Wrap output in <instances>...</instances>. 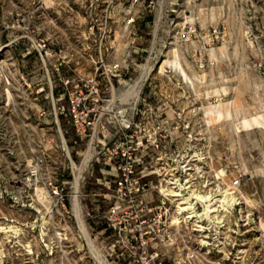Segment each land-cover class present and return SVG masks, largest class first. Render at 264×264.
<instances>
[{
	"label": "rangeland",
	"instance_id": "374dc122",
	"mask_svg": "<svg viewBox=\"0 0 264 264\" xmlns=\"http://www.w3.org/2000/svg\"><path fill=\"white\" fill-rule=\"evenodd\" d=\"M105 22L109 62L130 66L116 93L138 107L166 103L168 127H178L171 148L195 159L200 195L221 199L229 189L238 202L226 212L188 201L205 231L182 222L169 246L153 251L156 260L264 264V120L240 127L264 117V0H0V264H134L111 250L105 189L80 166L62 118L55 121L53 61L37 52L41 41L70 49L71 69L89 72L80 45L91 24ZM175 59L188 81L165 65ZM169 199L172 214L179 206Z\"/></svg>",
	"mask_w": 264,
	"mask_h": 264
},
{
	"label": "built area",
	"instance_id": "2783aa9c",
	"mask_svg": "<svg viewBox=\"0 0 264 264\" xmlns=\"http://www.w3.org/2000/svg\"><path fill=\"white\" fill-rule=\"evenodd\" d=\"M133 22V18L123 21L129 35ZM110 24H91L83 38L80 53L89 61V72L71 69L75 55L70 49L52 50L41 41L37 52L43 60L53 61L55 121L62 118L71 132L68 143L81 156L80 166L90 176L98 174L96 182L105 189L100 196L106 202L101 220L113 242L112 252L126 253L134 264H164L153 251L169 246L173 232L189 215L179 207L171 214L169 198L178 206L180 202L190 205L196 216L192 221L199 223L190 204L200 203L199 172L192 166L195 159L191 161L188 149L171 148L178 127H168L166 103L158 108L150 104L138 107L116 93L124 88L123 76L130 66L125 61L109 62ZM125 41L129 44V36ZM121 57L127 59L129 52ZM259 69L264 73L261 64ZM67 156L71 161L70 153ZM239 184L235 179L231 188ZM153 193L160 197L158 203H154ZM53 194L59 195L57 188ZM195 225L192 231L198 232Z\"/></svg>",
	"mask_w": 264,
	"mask_h": 264
},
{
	"label": "bare ground",
	"instance_id": "6f19581e",
	"mask_svg": "<svg viewBox=\"0 0 264 264\" xmlns=\"http://www.w3.org/2000/svg\"><path fill=\"white\" fill-rule=\"evenodd\" d=\"M177 57V55H176ZM165 65H169L170 67H174V70L176 69L177 71H179L184 78L185 80L188 81V77L187 75L185 74V72L182 70L180 64L178 63V61L175 59L174 62H166ZM164 67L161 68V70L163 69ZM263 120H264V117L263 116H259V117H251L250 119H245L242 123H241V128H244V129H251L253 128L254 126H261L262 123H263ZM65 138V137H64ZM63 138V140H64ZM65 142V140H64ZM65 146H66V143H65ZM67 151L69 152V149L67 148ZM89 154V153H88ZM86 155V156H89V155ZM78 186V185H77ZM229 189L223 191L221 193L222 195V198L221 199H214L212 196H209V195H206V196H198V200L199 202L201 203H207V202H211L210 205H215V204H219L218 207H222L226 212H229V210L235 206L236 204H238L237 202V198H236V194H235V191H228ZM176 196V195H174ZM76 205L78 206V208H80L79 206V202L76 198ZM179 210L181 212H185L187 211L186 214H189L186 219L187 220H193V218H195L196 216L193 214L194 212H191L190 209L191 207L188 206V204L186 202H180L179 203ZM183 205V206H182ZM186 205V206H185ZM209 205V206H210ZM78 210V209H77ZM206 213H214V212H218V209L215 208V209H209L208 206H206ZM190 211V212H189ZM80 216H81V213H80ZM82 221V220H81ZM197 228V231L199 232H203L205 229L202 227V226H196ZM83 229L85 231V227L83 226ZM86 233V232H85ZM88 236V234H87ZM100 258V257H99ZM103 262V261H102Z\"/></svg>",
	"mask_w": 264,
	"mask_h": 264
}]
</instances>
